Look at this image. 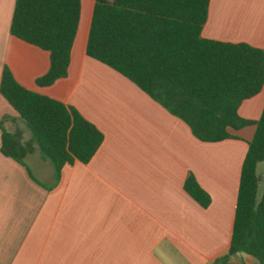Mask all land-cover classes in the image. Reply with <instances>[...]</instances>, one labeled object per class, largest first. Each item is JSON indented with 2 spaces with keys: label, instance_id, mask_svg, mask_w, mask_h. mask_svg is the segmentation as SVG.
I'll return each instance as SVG.
<instances>
[{
  "label": "crops",
  "instance_id": "0c3cea01",
  "mask_svg": "<svg viewBox=\"0 0 264 264\" xmlns=\"http://www.w3.org/2000/svg\"><path fill=\"white\" fill-rule=\"evenodd\" d=\"M15 3L0 0V83L8 68L26 89L76 109L104 141L89 163L65 165L56 181L38 149L25 166L4 156L0 130V264H214L227 255L264 85L238 109L250 125L229 129L234 139L202 142L136 84L86 54L96 0H81L67 76L38 86L50 53L11 35ZM201 35L264 51V0H210ZM0 122L22 130L24 143L32 140L1 94ZM190 176L210 196L208 207L185 191ZM228 264L259 262L237 254Z\"/></svg>",
  "mask_w": 264,
  "mask_h": 264
},
{
  "label": "trees",
  "instance_id": "16d2710c",
  "mask_svg": "<svg viewBox=\"0 0 264 264\" xmlns=\"http://www.w3.org/2000/svg\"><path fill=\"white\" fill-rule=\"evenodd\" d=\"M210 0H96L86 54L136 84L172 115L184 121L198 140L216 143L235 137L251 122L238 115L241 103L264 85V51L248 44L204 39ZM81 0H16L10 33L50 53V68L37 80L46 87L65 78L77 35ZM0 94L25 123L23 131L4 127L1 153L25 166L38 149L59 181L65 165L87 164L104 141L103 134L76 109L20 85L5 68ZM248 143L227 255L228 264L246 254L264 264V110ZM185 191L202 207L210 196L193 176Z\"/></svg>",
  "mask_w": 264,
  "mask_h": 264
},
{
  "label": "water",
  "instance_id": "95a60500",
  "mask_svg": "<svg viewBox=\"0 0 264 264\" xmlns=\"http://www.w3.org/2000/svg\"><path fill=\"white\" fill-rule=\"evenodd\" d=\"M258 183L264 186V165L262 171H260L258 174Z\"/></svg>",
  "mask_w": 264,
  "mask_h": 264
},
{
  "label": "rangeland",
  "instance_id": "374dc122",
  "mask_svg": "<svg viewBox=\"0 0 264 264\" xmlns=\"http://www.w3.org/2000/svg\"><path fill=\"white\" fill-rule=\"evenodd\" d=\"M30 134V133H29ZM264 165V164H263ZM263 165H260V171H262V169H263Z\"/></svg>",
  "mask_w": 264,
  "mask_h": 264
}]
</instances>
